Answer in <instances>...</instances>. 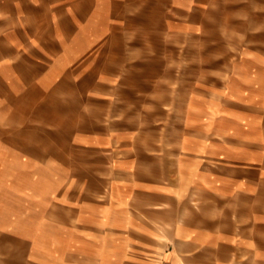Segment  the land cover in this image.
<instances>
[{"label": "rangeland", "instance_id": "obj_1", "mask_svg": "<svg viewBox=\"0 0 264 264\" xmlns=\"http://www.w3.org/2000/svg\"><path fill=\"white\" fill-rule=\"evenodd\" d=\"M257 53L264 59V0H0V177L21 192H5L13 217L24 206L20 228L0 237V258L51 264L50 229L62 236L69 218L78 224L81 213L112 209L122 161L153 159L132 169L151 183L165 173L156 160H167L173 180L179 129H196L206 143L207 131L255 140L245 134L264 121L207 111L243 110L241 73L224 69L252 67ZM256 90L264 96V79ZM144 202L132 201L135 230L114 239L143 236ZM207 203L201 198V210ZM212 207L220 218L223 206ZM34 232L36 247L26 241Z\"/></svg>", "mask_w": 264, "mask_h": 264}, {"label": "crops", "instance_id": "obj_2", "mask_svg": "<svg viewBox=\"0 0 264 264\" xmlns=\"http://www.w3.org/2000/svg\"><path fill=\"white\" fill-rule=\"evenodd\" d=\"M248 59L254 62L252 67L243 64L238 69L230 65L224 69V72L241 73L240 81L246 86L239 92L243 110L231 114L225 109L212 108L208 114L219 112L223 118L264 121L263 92L256 90L263 88L264 59L258 53L256 60ZM250 71L256 74L250 76ZM187 109L197 113L193 102ZM179 131L182 138L176 145L175 159L170 162L175 167L173 180L168 179L167 160H156L163 161L165 173L151 183L138 180L140 172L132 169L139 164L152 166L153 159L133 155L134 159L118 163L119 177L125 179L118 178L112 186L113 208L101 206L94 212L81 213L78 224L69 218L62 236H57V230L51 228L52 233L46 244L43 243L50 255L47 262L145 264L152 254L159 253V264H264V127L251 128L245 134L257 137L255 140L231 139L228 134L207 131L203 135L208 138L207 143V139L199 138L200 132L196 129ZM144 154L151 157L149 151ZM151 178L158 177L152 173ZM12 184L0 177V237H8V227L16 231L24 220L20 218L24 216L23 205L15 217L8 209L6 190L21 195L19 188ZM137 198L145 201L146 209L140 217L149 227L143 230L140 239H129L127 235L114 239L115 234L135 230L130 225L134 219L132 201ZM201 198L208 201L202 210ZM213 204L223 206L220 218L212 213ZM49 212L53 215V208ZM70 213L71 210L65 211L67 216H72ZM154 220L164 223L163 228L153 226ZM27 229L39 228L33 225ZM104 231L111 233V240L101 239ZM35 233L25 237L33 247L41 243L39 233ZM23 239L14 241L23 244ZM0 264L8 261L1 257Z\"/></svg>", "mask_w": 264, "mask_h": 264}]
</instances>
